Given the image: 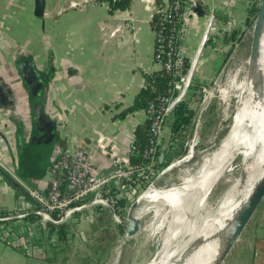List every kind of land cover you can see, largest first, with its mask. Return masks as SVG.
Instances as JSON below:
<instances>
[{"label":"crops","instance_id":"0c3cea01","mask_svg":"<svg viewBox=\"0 0 264 264\" xmlns=\"http://www.w3.org/2000/svg\"><path fill=\"white\" fill-rule=\"evenodd\" d=\"M42 1V15L37 16L35 0H0V79L8 85V105L0 101V167L26 190L45 192L49 178L47 169L38 166L42 156L36 152L40 145L31 139L37 147H28L32 130H24L22 136L20 133L23 126L17 104L26 109L28 119L31 113L15 66L31 60L35 69L48 78L44 108L57 122L55 135L63 142L64 152L85 150L96 173L107 174L114 168L113 159L128 162L135 131L147 121L143 110L124 118L119 115L132 106L145 85V76L160 70L154 60L151 25L158 9L169 0H130L127 8L114 11L110 10L109 0H74L84 3L81 9L68 8L73 0ZM258 2L202 0L205 10L213 9L223 25L233 20L235 26L232 32L219 26L202 47L188 101L196 114L182 142L175 141L167 148L165 161L175 158L177 146L194 134L196 117L203 109L198 107V89L219 79L231 47H239L244 55L245 51L249 53L246 19L250 7ZM187 7L186 3L178 49L179 55L190 61L200 45L206 18L186 14ZM233 32L240 37L239 42L229 38ZM196 84L200 87H194ZM60 148L54 141L51 162L60 154ZM0 207L4 217L0 222V264H60L58 257L65 246L52 244L56 232H50L41 217L37 222L24 220L39 207L17 195L1 176ZM25 213L27 216L6 220Z\"/></svg>","mask_w":264,"mask_h":264},{"label":"rangeland","instance_id":"374dc122","mask_svg":"<svg viewBox=\"0 0 264 264\" xmlns=\"http://www.w3.org/2000/svg\"><path fill=\"white\" fill-rule=\"evenodd\" d=\"M248 37L249 36H247V39ZM229 53V60L225 64L222 74L219 79L215 81L216 86L214 87L213 98L208 104L207 102L203 104L204 119H200L197 130L199 142L194 147L191 157L186 159L188 148L185 146V141H183V143L177 146V148L179 150L182 149L184 153L181 156L169 160L166 167L172 163L173 166L168 171L163 172V170H166L165 167L156 173V177L153 181L155 189H169L179 186L185 177L195 174L201 165L203 157L211 153L218 146L220 140L229 129L234 114V108L238 100V98H236L237 94L231 92L223 102L220 98V92L218 91L219 89L223 90L229 79L232 77L236 82H242L243 79H245L248 52L245 51L244 55V52L239 47L235 50L231 47ZM199 98L198 107L201 108L200 93ZM17 106L20 116L19 120L22 122L23 126L21 131L22 136L24 130L25 132H31L32 117L30 116L28 119L24 114L26 109L21 108L18 104ZM242 167L243 157H236L229 166L230 172L226 171V174L222 179L213 187L210 195L205 200L206 205L199 208L195 207L192 199L194 196L185 201V204H183L184 214L191 220V228L211 217L213 213L212 210L215 212L223 206L225 203L223 197L232 187L235 180L239 176L241 177L240 171ZM139 194H141V192ZM134 198L135 197L131 198L129 201L128 206L125 208L126 211L131 204L130 202L133 201ZM146 206L150 207L145 200H142L138 209H143ZM158 206L161 213L159 212L155 214L152 209H150L146 214L139 213V215H136L140 228L138 233L129 239L124 238V234L120 233L117 229L118 223L115 222L110 213L107 214L105 211H101V213L109 215V229L105 227L107 225H104L102 221H99L100 214L95 216L96 214L93 213L94 208L85 210L84 213H86L87 216L91 215L92 217L85 216V219L84 217L81 218L83 221L74 218L73 216V218H68L66 223L70 222L68 227L69 234L67 235L66 240L60 244L61 246H65V248L63 252L60 253L58 262L60 264H147L154 257L156 252H159V248L163 245V241L167 234L166 230L171 220V216H165L167 208L162 204H158ZM126 211L124 212L122 219H124ZM87 219L89 221H87ZM112 224L114 226H112ZM158 226L160 227L159 229H157ZM105 228L108 229V231H111L110 234L115 235V238L110 240L109 243L103 242V249L100 250V253L95 254L92 249L95 248L97 239L103 236L104 241L107 242L108 232L105 233ZM186 228L184 229V231H186L183 235L184 240L187 238L190 231ZM81 230H85L83 235L81 234ZM81 235L84 238L83 241H81ZM184 240L180 241L181 245L184 243ZM178 247H180L178 242L173 240L170 242L169 250L173 252L177 250ZM197 249L198 245L187 246L185 248L187 253L186 256H191ZM181 257H183V254ZM224 264H264V199Z\"/></svg>","mask_w":264,"mask_h":264},{"label":"built area","instance_id":"2783aa9c","mask_svg":"<svg viewBox=\"0 0 264 264\" xmlns=\"http://www.w3.org/2000/svg\"><path fill=\"white\" fill-rule=\"evenodd\" d=\"M115 1L111 0V3H115ZM184 3L191 7L193 0H186L185 2L169 0L168 3L158 9L151 25L154 33V60L159 69L170 77V81L166 95L157 97L155 101L148 103L147 106L146 118L149 123V131L147 144L142 152L145 162L143 164L128 165L113 159L112 165L114 168L112 171L100 175L96 173L95 167L85 150L78 148L71 152L60 153L47 169L49 178L47 190L40 192L35 189H27L32 199L37 203L38 211L45 218L52 222L60 221V224H62L66 223L68 218H71L75 212L81 213L78 219L87 217L84 212L89 208H94L93 213L95 214L97 210L98 215L101 211H108L103 201L108 203L115 211L116 201L121 197H125L129 203L131 198H136L140 192H143L144 195L150 189H155L153 181L158 172L156 164L165 123L178 105L188 104L197 59L210 34L218 28L215 23L214 10H206V23L200 45L194 57L189 61L186 73L178 79V27L182 21ZM82 7H84V3L80 1L73 0L68 3L69 9H81ZM207 84L200 87V106H203L205 102L208 103L211 98ZM210 85L213 86L214 90L216 82H212ZM198 142V135H192L185 140V146L188 148L187 159L191 157ZM172 145H174L173 142L169 143L168 147ZM133 151L134 147H131L130 152ZM170 168L166 167L163 172ZM112 190L114 191L111 193ZM85 204H87L86 207L79 209ZM125 211L124 209L123 212ZM118 217L120 216L118 215ZM45 218L41 217L42 221L47 222ZM3 220V210L0 207V222ZM69 223L66 224L69 225ZM112 226L114 225L112 224ZM51 242L52 244L58 243L56 233L51 238Z\"/></svg>","mask_w":264,"mask_h":264},{"label":"bare ground","instance_id":"6f19581e","mask_svg":"<svg viewBox=\"0 0 264 264\" xmlns=\"http://www.w3.org/2000/svg\"><path fill=\"white\" fill-rule=\"evenodd\" d=\"M261 57L260 80L264 83V27ZM232 78L220 91V98L224 102L233 92L237 94L238 100L237 103L235 102L231 125L218 146L203 157L197 172L185 177L181 185L169 189H150L141 198V201L145 200L150 207L138 209L136 215L146 214L150 209L157 214L160 212L158 204H162L167 208L165 216H171L163 245L161 244L159 252H156L147 264H178L185 248L189 245H198V249L188 259L182 260L181 264H206L205 259L212 253L215 244L232 227L236 218L244 213L246 210L244 203L251 201L255 189L264 180V84L261 89L262 97L255 100L253 90L248 86L246 78L242 82H236ZM241 156L243 165L247 161L249 163L246 180L239 176L225 193L223 206L215 212L212 210L211 217L191 228V220L184 214L185 201L194 196L192 199L195 207L206 205L205 200L215 184L222 179L226 171L230 172L229 166L233 160ZM159 228L158 226L157 229ZM185 228L190 231L189 234L187 232L188 236L184 240ZM173 240L177 241L180 247L171 252L169 245ZM182 240L184 243L181 245Z\"/></svg>","mask_w":264,"mask_h":264},{"label":"water","instance_id":"95a60500","mask_svg":"<svg viewBox=\"0 0 264 264\" xmlns=\"http://www.w3.org/2000/svg\"><path fill=\"white\" fill-rule=\"evenodd\" d=\"M43 11V1L42 0H35V14L37 16H41ZM186 14L191 13L193 16L198 18H206V10L203 6L202 0H193V5L188 7L184 10ZM217 17L215 18L216 25L225 32H232L233 27L235 26V22L232 20L230 25H223L219 20L217 21ZM263 27H264V0H259L256 8V13L253 18L252 24L249 27V53L246 60V82L248 86L252 88L255 100L260 99L262 97V84L263 81L260 80L261 70H262V57H261V44L263 38ZM179 57H182L179 55ZM183 58V57H182ZM180 64L181 61L178 60L177 66V75L178 79L181 78L180 72ZM22 85L26 89L28 95V105L30 107L31 117L33 119L34 130L33 139L37 141V143L51 144L54 141L55 134L57 131V122L50 117L45 112V100L43 97V92L45 86L47 85L48 78L44 76L42 73L38 72L31 60H26L23 62L18 63L15 66ZM207 87L210 90V100L213 98V86L207 84ZM8 97V85L0 79V99L6 105ZM0 100V101H1ZM208 102V103H209ZM207 103V104H208ZM204 109V108H203ZM202 109V110H203ZM13 110V109H12ZM202 110L199 111L194 127V134L193 136L197 135L199 121L201 119ZM170 118L165 123V128L163 131V142L159 148V154L157 157V171L165 168L161 166L165 162V153L168 148L169 136H170ZM21 133V132H20ZM173 165H169L168 167H172ZM248 161L243 165L241 168V179L246 180L248 175ZM0 176L4 180V182L17 194L22 196L26 201H31L34 203L35 206L38 207L37 203L32 199L29 192L20 185L13 175H10L7 171L3 170L0 167ZM143 193L139 194L130 204L129 208H127L126 215L124 219L122 217H118L115 213L114 209L105 201L106 208L110 213L111 217L116 220L118 225L121 226L124 238L129 239L135 236L140 228L139 222L136 218V211L138 210V206L141 202V198ZM264 199V180L259 184V186L255 189L253 198L249 202H245L244 206L246 210L243 214H240L235 222L233 223L232 227L225 232L222 238L215 244L213 251L211 254L207 256L205 259L206 264H224L234 247L237 245L238 241L240 240L241 236L243 235L244 231L246 230L248 224L250 223L251 219L253 218L256 210L258 209L259 205L261 204L262 200ZM87 204L82 205L79 209L86 207ZM243 206V207H244ZM31 213H35L40 217H44V215L40 211H32ZM27 216L25 213L24 215L20 216H12L8 217L6 220L11 219H18L21 217ZM47 222L57 225L60 224L59 222H52L51 220L45 218ZM186 250L183 253V257L180 258L178 264H181L182 260L185 261L190 257L186 256Z\"/></svg>","mask_w":264,"mask_h":264},{"label":"trees","instance_id":"16d2710c","mask_svg":"<svg viewBox=\"0 0 264 264\" xmlns=\"http://www.w3.org/2000/svg\"><path fill=\"white\" fill-rule=\"evenodd\" d=\"M111 3V0H109ZM185 2L186 0H181V2ZM130 0H116L115 3H111L110 5V10L114 11V10H121V9H125L128 7ZM185 4V3H184ZM183 4V6H184ZM258 4V3H257ZM257 4L256 5H252L250 7V9L248 10V18L246 19V26L249 28L252 24L253 18L255 16L256 13V8H257ZM179 29V27H178ZM236 32H233L229 35V38L231 39V41L233 42H239L240 37L236 36ZM178 60L181 61L180 64V72L181 75H184L187 71V68L189 66V61L187 59H185L184 57H178ZM170 81V77L168 75H166L162 70H158L152 74L146 75L145 76V85L143 87V89L138 93V95L136 96L134 103L132 104V106L128 107L127 109H125L120 115V118H124L127 114L132 113L134 111L137 110H143L145 112H147V106L148 103L155 101V99L157 97L166 95L167 90H168V83ZM194 87H200V85L196 84ZM200 91V88L198 89ZM195 110L190 109L188 107L187 103H182L180 105H178L172 112V115L170 117V136H169V143L175 142L177 141L182 142V140L184 139L185 136V131L187 130V128H189L192 125V122L194 120L195 117ZM34 127V123H32V128ZM148 131H149V123L148 121H146L143 125L139 126L136 131H135V139L133 141V143L131 144L132 147H134V151L129 153L128 156V165H137V164H143L145 161L142 157V152L146 147L147 144V140H148ZM33 134H34V130L32 129L31 132V138L30 140H28V142H30L29 146H33V148L35 149V147H37V143L35 144V142H33V140L31 141V139H33ZM54 141L58 142L61 145L60 148V153L64 152L63 149V142L61 140H59L57 138V136L55 135ZM54 141H52L51 144H43V143H38V145H40L38 147L39 152L36 153H40V156H42L41 159H39L38 161V166L44 171H46V169H48V167L51 165V160H50V156H51V152H53V146H54ZM37 142V141H36ZM170 147V146H169ZM183 150L180 149L177 153H176V157L181 156L183 154ZM172 158V157H171ZM170 158L167 159V161L164 162V164L161 166L165 167L168 165ZM158 164H156V168H157ZM114 190L111 191V193ZM125 196V195H122ZM128 206V201L125 199V197H121L120 199H118L116 201V205L114 206L115 208V213L117 215H119L120 217L124 215L123 210ZM105 212H107V214H109V212L107 210H105ZM98 211L96 210V215H97ZM80 212H75L73 214L74 218H79L80 217ZM101 216H99V221H102L106 228H108V225L110 224V220L108 218L109 215H105L104 213H100ZM40 219L39 215L36 214H32L29 215L26 219H24L25 221L28 220L30 222H37ZM47 226L49 227L50 232L51 231H55L57 234V241L58 243H63L64 240H66V236L69 234L68 232V227L69 225H67L66 223H62V224H57V225H53L51 223H48ZM105 228V233L108 232L107 235V242L104 241L103 236H101L100 238L97 239V244L95 245V248L92 249V251L95 252V254L100 253V250H102V246H103V242L104 243H109L110 240L115 238V235L110 234L111 231H108V229ZM117 229L118 231H120V233H123L122 228L120 225H117Z\"/></svg>","mask_w":264,"mask_h":264},{"label":"flooded vegetation","instance_id":"af4514ba","mask_svg":"<svg viewBox=\"0 0 264 264\" xmlns=\"http://www.w3.org/2000/svg\"><path fill=\"white\" fill-rule=\"evenodd\" d=\"M0 100H1V99H0ZM6 100H7L6 105H8V97L6 98ZM1 102H2V100H1ZM32 123H33V119H32Z\"/></svg>","mask_w":264,"mask_h":264}]
</instances>
